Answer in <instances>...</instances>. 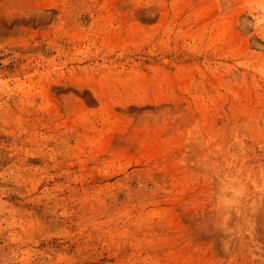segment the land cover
<instances>
[{
    "label": "rangeland",
    "instance_id": "1",
    "mask_svg": "<svg viewBox=\"0 0 264 264\" xmlns=\"http://www.w3.org/2000/svg\"><path fill=\"white\" fill-rule=\"evenodd\" d=\"M0 264H264V0H0Z\"/></svg>",
    "mask_w": 264,
    "mask_h": 264
}]
</instances>
